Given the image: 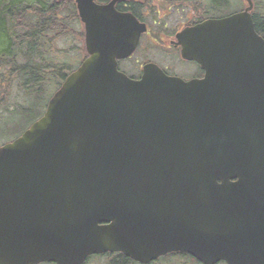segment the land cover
<instances>
[{
    "label": "water",
    "instance_id": "water-1",
    "mask_svg": "<svg viewBox=\"0 0 264 264\" xmlns=\"http://www.w3.org/2000/svg\"><path fill=\"white\" fill-rule=\"evenodd\" d=\"M178 36L201 80L117 69L145 27L75 0L89 58L0 147V264H264V39L253 3Z\"/></svg>",
    "mask_w": 264,
    "mask_h": 264
},
{
    "label": "trees",
    "instance_id": "trees-1",
    "mask_svg": "<svg viewBox=\"0 0 264 264\" xmlns=\"http://www.w3.org/2000/svg\"><path fill=\"white\" fill-rule=\"evenodd\" d=\"M253 2L254 27L264 38V5L257 0ZM213 3L219 2L213 0ZM241 8H233L231 13ZM76 20L78 16L73 0H0V116L11 113L5 106L15 83H20L26 96L34 86L38 88L37 95L43 96L53 81H58L57 87L60 88L67 77V66L47 59L67 53V49L56 47L60 41L78 39ZM42 115L35 117L33 122ZM92 259L99 264H139L120 253L92 256L85 264ZM151 264L200 263L189 255L171 253Z\"/></svg>",
    "mask_w": 264,
    "mask_h": 264
},
{
    "label": "flooded vegetation",
    "instance_id": "flooded-vegetation-1",
    "mask_svg": "<svg viewBox=\"0 0 264 264\" xmlns=\"http://www.w3.org/2000/svg\"><path fill=\"white\" fill-rule=\"evenodd\" d=\"M203 1L206 0H164V3L161 5L162 10L155 11L153 10L152 0H93V3L97 6H108L113 3V8L118 14L131 15L140 25L145 27V32L140 35L134 53L126 59L117 61L118 71L125 74L128 78L137 81L142 76L143 68L150 64L157 66L165 75L179 78L185 82L203 79L205 72L198 63L182 59V48L178 45L177 36L187 28L195 27L208 20L221 19L231 15V0H224V4H221L222 0H218V4H214L213 0H209L208 3H204ZM242 1L245 3L244 0ZM251 1L254 5L253 0ZM73 2L77 11L75 0ZM187 10H189L191 16L183 18V20L182 17L186 15ZM77 16L78 21L76 20L75 25H80L78 28L79 37L78 39L68 38V41L70 39L76 44L75 50L78 51L76 56L77 63L75 67L68 69L67 76L76 71L89 58L86 48V26L81 22L78 11ZM172 17H175L174 24L169 23ZM157 18L159 20L164 19V21L160 22ZM143 41L145 46L148 42L154 46L155 53H170L175 55L179 62L192 65L194 72L190 76L184 77L180 75L181 73H179L175 64H171L167 60L162 63H157L153 59L142 63L139 67L136 62L134 65L136 69L133 72L130 71L131 74H126L124 71H121L122 65L133 58L134 54L141 48ZM74 60L76 59L74 58Z\"/></svg>",
    "mask_w": 264,
    "mask_h": 264
},
{
    "label": "rangeland",
    "instance_id": "rangeland-1",
    "mask_svg": "<svg viewBox=\"0 0 264 264\" xmlns=\"http://www.w3.org/2000/svg\"><path fill=\"white\" fill-rule=\"evenodd\" d=\"M163 1L164 0H152L153 10L155 11L162 10L161 5L162 3H164ZM257 1H259L262 5H264V0H257ZM203 2L208 3L209 0H206ZM233 8L234 10L240 9V8L243 10L242 1L241 0H231V10H233ZM190 16L191 14L189 10H187L186 15L182 17V19L186 17H190ZM174 18L175 17H172V20H170L169 23L174 24L175 23ZM157 20L160 22L164 21V19L159 20L158 18ZM79 27L80 25L78 24L75 28L78 29ZM144 46L145 45L143 41V43L141 44V48L134 54L133 58L130 61H128L126 64L122 65L121 71H124L126 74L127 73L131 74L130 71L133 72L136 69V66L134 67L136 62L139 67L142 63L149 61L150 59H153V60H156L157 63H162L165 60H167L169 61V63L175 64L177 69L179 70V73H181L180 75L184 77H188L192 74V72H194L193 70L194 67L192 65L183 64L179 62L178 58L175 55H172L170 53L166 54V52L155 53L156 50L154 46H152L149 42L145 47ZM56 47L59 50L67 49V53H65V55L58 54L55 57L50 56L49 59L47 60H50V61L53 60L54 64L56 63L65 64L67 66V71L69 68L75 67V64L77 63L76 56L78 54V51L75 50L76 44L70 39L69 41L68 39H64L60 41L56 45ZM71 50H74L75 52ZM74 58L76 60H74ZM57 82L58 81L54 83L53 81L52 84L48 86L47 92L43 96L37 95L38 88L36 86H34V89L30 91L29 96H26L22 92V89H21L22 86H20V83L13 84L12 88L9 91L10 93H9L8 100L5 106L9 111H11V113L9 115L7 113L6 114L3 113L2 116H0V147L2 145H5L15 140L17 136L22 134L24 131H26L30 127L35 117L37 118L42 113H44V110L46 109L48 101L56 93L58 89ZM101 261L102 260H100V262ZM87 264H99V262L92 259Z\"/></svg>",
    "mask_w": 264,
    "mask_h": 264
}]
</instances>
